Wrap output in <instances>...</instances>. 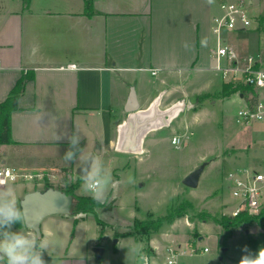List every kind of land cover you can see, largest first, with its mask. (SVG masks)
<instances>
[{
  "label": "rangeland",
  "instance_id": "374dc122",
  "mask_svg": "<svg viewBox=\"0 0 264 264\" xmlns=\"http://www.w3.org/2000/svg\"><path fill=\"white\" fill-rule=\"evenodd\" d=\"M222 1L230 0H209L208 9L203 5L200 11L194 7V22L201 23L199 71L179 76L159 74L156 77L148 72V88L142 90V86H139L141 109L144 111L152 108V98L162 90L167 94L159 106L160 110H167L173 102L181 101L176 105V113L169 118L168 125H156L145 133L140 155L120 152L105 139L101 140L100 145L94 148L89 145L83 151L85 157L101 162L110 174L105 205L97 208L96 213L77 217L66 213L55 214L58 217L45 219L41 223L39 232L27 228L23 223L13 225L12 231L21 230L38 237V242H48L49 247L42 253L43 256L67 252L71 241L78 246L95 241L98 246L106 248L104 257L97 264H143L146 252L143 248L153 240L164 246L181 243L187 251L191 250L190 242L195 241L197 254L182 256L180 264H239L245 245L255 246L252 253L264 247V225L244 224L229 234L219 224V220L228 216L226 214L235 204L227 190L224 174L230 167L253 164L263 155L260 146L264 140L261 122L249 126L235 123V115L243 101L236 91L231 90L239 88L234 84L226 87L221 74L214 70L216 60L210 57V49L216 46L211 25L213 18L222 14ZM253 1L258 5V12L264 14V0ZM7 8H13V0H0V12ZM192 16L191 20L188 16L186 18L188 29ZM172 20L168 26H164V30L170 29L173 33L174 27L177 34L179 24L174 25ZM229 40L243 55L259 49L258 35L254 32L229 34ZM222 63L225 65V60ZM147 95H150V100H146ZM186 97L190 99L183 100ZM125 114L121 113L116 119L125 118ZM175 137H180L181 142L174 144ZM0 157H3L1 150ZM203 162L208 164L199 186L193 189L184 185L185 176ZM2 163L41 175L30 181L9 183L4 190L0 189L11 190L17 197V203L25 191L27 194L44 190L46 185L64 192L77 185L75 194L90 196L82 189L83 180L79 175L75 173V176H70L64 168L54 170L59 167L58 163H64V159H45L22 166L12 155ZM82 164L83 160L77 161L76 171ZM178 208H181V216L165 219L158 228L144 234L134 231L136 221L157 222L158 218L167 217ZM67 221L69 226H66ZM205 247L208 248L206 252ZM225 247L227 250L223 251ZM117 249L119 252L116 255Z\"/></svg>",
  "mask_w": 264,
  "mask_h": 264
},
{
  "label": "crops",
  "instance_id": "0c3cea01",
  "mask_svg": "<svg viewBox=\"0 0 264 264\" xmlns=\"http://www.w3.org/2000/svg\"><path fill=\"white\" fill-rule=\"evenodd\" d=\"M203 5L208 9L209 0H93L95 13L90 16L84 0H13V8L0 12V101L21 77L30 73L33 79L26 82L19 109L12 112V143L0 146V160L13 155L18 164L29 166L63 159L68 141L55 137L64 132L78 131L83 151L103 139L116 149L131 86L142 106L139 86L148 88V72L153 77L179 76L201 68V23L194 22L193 12ZM191 15L188 29L186 18L191 20ZM171 20L179 24L177 34L174 27L173 33L164 30ZM166 94L160 91L150 104L160 106ZM121 113L126 117L116 119ZM76 163L64 161L54 170L72 168L75 176ZM51 217L58 216L44 220ZM95 246V241L84 246L71 241L67 252L43 259L45 264H97ZM164 247L153 240L143 249L154 258Z\"/></svg>",
  "mask_w": 264,
  "mask_h": 264
},
{
  "label": "built area",
  "instance_id": "2783aa9c",
  "mask_svg": "<svg viewBox=\"0 0 264 264\" xmlns=\"http://www.w3.org/2000/svg\"><path fill=\"white\" fill-rule=\"evenodd\" d=\"M258 5L253 0H230L220 2L222 14L213 18L211 33L216 38V46L210 49V57L216 60L214 70L221 74L224 82L234 84L238 89L237 95L243 105L235 115V123L240 126H249L261 122V132L264 137V14L258 12ZM263 11V10H262ZM243 32L257 33L259 49L246 55L229 40V34ZM226 64L223 65L222 61ZM70 64L69 68H75ZM156 72L154 71L153 74ZM242 95V97H241ZM181 142L175 137L174 144ZM260 149L263 155L247 167H232L224 174L227 181V190L235 201L228 216H238L246 213L261 217L264 223V140ZM40 174H31L18 168L5 165L0 161V187L9 183L30 181ZM195 241L190 242V251L183 245L170 244L164 247L163 254L153 256L145 252L143 264H180L184 255L197 254ZM208 248H204V252ZM164 258V259H163Z\"/></svg>",
  "mask_w": 264,
  "mask_h": 264
},
{
  "label": "clouds",
  "instance_id": "9594fccd",
  "mask_svg": "<svg viewBox=\"0 0 264 264\" xmlns=\"http://www.w3.org/2000/svg\"><path fill=\"white\" fill-rule=\"evenodd\" d=\"M203 43V41H202ZM185 48L189 45L185 44ZM67 139L69 148L63 159L72 164L83 160L81 166L83 180L82 189L98 203L106 201V193L110 174L103 164L91 157H85L83 148L80 147L81 135L78 131L68 134L56 135V141ZM90 164H88V162ZM87 165V167H85ZM24 222V213L18 206L16 197L11 190L0 191V264H45L42 253L48 249L46 240L25 234L23 231H12L14 224ZM244 253L239 264H264V247L252 253L245 245Z\"/></svg>",
  "mask_w": 264,
  "mask_h": 264
},
{
  "label": "water",
  "instance_id": "95a60500",
  "mask_svg": "<svg viewBox=\"0 0 264 264\" xmlns=\"http://www.w3.org/2000/svg\"><path fill=\"white\" fill-rule=\"evenodd\" d=\"M176 109L177 106H174L162 111L159 103H154L151 109L142 110L136 87L134 85L131 86L129 97L124 107L128 116L118 142V151L130 154L141 153L142 138L145 133L156 125H168L169 118L176 113ZM207 164L208 162H203L193 169L185 176L183 184L193 189L197 188ZM76 174L81 177V168L76 171ZM73 202L74 198L72 195L54 187L28 192L20 203L24 213V224L27 228L39 232L44 218L54 214H70ZM226 250V247L223 248V251ZM104 251V247L101 246L94 248L97 263L101 261Z\"/></svg>",
  "mask_w": 264,
  "mask_h": 264
},
{
  "label": "trees",
  "instance_id": "16d2710c",
  "mask_svg": "<svg viewBox=\"0 0 264 264\" xmlns=\"http://www.w3.org/2000/svg\"><path fill=\"white\" fill-rule=\"evenodd\" d=\"M28 2L29 0H25V3H28ZM84 3H85L86 14L92 16L95 13L94 6H93V0H84ZM32 79H33V76L30 73H28V75H26L25 77H21L17 81L15 86L11 89L8 96L3 101H0V146L12 143L11 115H12V112L19 109V104H18L19 98L25 89L26 82ZM231 86L232 84L230 83L226 84L227 88H230ZM233 91L237 92L238 90L236 89L231 90V92ZM65 170L68 171V174H70V176L74 175L72 169L66 168ZM65 180H68V179L65 177ZM75 186L77 187V185H73V187H71L70 189L65 190L67 194L72 195L74 198V202L71 207L70 215L77 217L81 214L96 213L97 208L105 205V203H98L97 201L93 200L91 196L75 194ZM50 187H53V186L46 185L44 190ZM179 210H181V208L176 209L175 212H171L167 217L158 218L157 222H155L154 220L136 221L134 223V231L140 234H144L145 231H149L152 228L156 229L161 225V223L165 219L172 220L176 217V215L181 216L182 214L180 213ZM99 222L103 224L101 220H99ZM253 223H259L261 225H264V223L261 220V217L251 216L246 213L240 214L235 217L234 216H223L219 220V224H221L228 231L229 234L232 233L233 229L239 228L244 224L249 225ZM18 225H22V223L21 224L18 223ZM126 235H129V234H126ZM248 249L251 252H254L256 248L255 246L250 245L248 246Z\"/></svg>",
  "mask_w": 264,
  "mask_h": 264
},
{
  "label": "bare ground",
  "instance_id": "6f19581e",
  "mask_svg": "<svg viewBox=\"0 0 264 264\" xmlns=\"http://www.w3.org/2000/svg\"><path fill=\"white\" fill-rule=\"evenodd\" d=\"M140 154H141V153H140ZM140 154H139V155H140Z\"/></svg>",
  "mask_w": 264,
  "mask_h": 264
}]
</instances>
